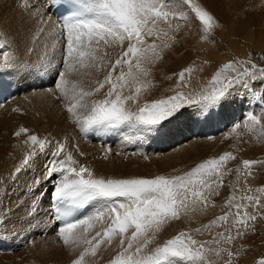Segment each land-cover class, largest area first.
Returning <instances> with one entry per match:
<instances>
[{"label":"snow or ice","instance_id":"obj_1","mask_svg":"<svg viewBox=\"0 0 264 264\" xmlns=\"http://www.w3.org/2000/svg\"><path fill=\"white\" fill-rule=\"evenodd\" d=\"M45 3L47 9L43 12L29 0H21L19 4L42 23H48L42 18L53 9L61 13L56 27L60 29L62 70L44 59L37 72L44 74L49 68L56 69L55 99L62 103L69 120L82 134L103 135L123 128L137 136L159 134L166 122L182 117L189 121L201 117L210 122L230 96L241 89L254 92L257 81L264 87V68L258 69L250 60L235 61L225 63L212 76L208 87L194 95L177 91L175 95L139 104L141 95L154 86L151 80L143 79L149 75L147 65L163 59V51L171 47L169 41L175 40L172 33H178L195 20L207 35L218 26L213 15L198 0H45ZM42 32L44 28L37 27L36 33ZM148 38L154 39L149 43ZM6 46L11 47V42L0 31V49ZM115 48L120 51L113 60L108 49ZM14 67L12 52L4 51L0 71ZM93 70L106 71L103 79L93 81L94 87L86 88L82 80L71 79L72 76L90 77ZM193 71L188 67L176 74L177 85ZM106 87L102 99L94 98ZM125 90L130 94L126 95ZM258 102L261 114L249 112L243 128L264 140V92ZM188 108L193 111L187 112ZM240 128L236 124L233 132ZM27 133L28 129L20 127L14 135L20 137ZM27 142L33 150L24 157L16 173L29 165L37 150L45 154L51 144L34 134L27 136ZM62 154L64 158H60ZM51 157L45 165V178L53 183L51 207L59 222L57 236L64 247L79 249L71 264H96L88 258H95L102 245L110 246L117 238L119 251L109 264H212L209 254L214 252L219 257L222 251H227L226 264H232L231 251L207 246L230 244L235 239L231 232L227 235L221 232L211 241L201 242L190 232L180 231L155 247L150 245L171 221L180 220L197 208L203 211L209 207V197L218 195L223 177L231 171L226 166L236 159L233 153L206 159L181 175L160 174L150 178L98 176L90 167L79 164L71 152L65 153V144L60 142L56 143ZM258 163L264 164V161L243 160L242 166L236 168L237 176H251L253 165ZM36 183L39 184L38 179ZM245 191L252 190L246 186ZM255 191L259 195L229 196L225 206L235 208L236 212H226L203 228L220 227L227 224L229 216H234L232 226L237 228V235H243L239 226L247 228L249 221L257 219L246 209L249 204L257 209L264 196V187ZM237 199L248 203H234ZM98 224L106 226L93 234ZM194 231L200 233L201 228ZM257 264H264V259Z\"/></svg>","mask_w":264,"mask_h":264},{"label":"rangeland","instance_id":"obj_2","mask_svg":"<svg viewBox=\"0 0 264 264\" xmlns=\"http://www.w3.org/2000/svg\"><path fill=\"white\" fill-rule=\"evenodd\" d=\"M0 1H1L0 6L2 7V8L0 7V10H1L0 11V31L1 30L3 32L5 31L4 33L7 36L9 33L10 35L8 36V39H9V37H12V38H10L9 41L10 42L13 41L12 43H14V45H15V47L14 46L13 47L6 46L5 47L6 51L12 52L14 54L13 56H16L17 54L19 56L20 52H18V51H20V50L17 49V46L18 47L22 46L23 49L21 50V54H22V52L24 53L26 51V46L25 45L23 46L21 43L25 44V40H24L23 35H25L26 33L29 32L28 29L31 27L30 23L32 22V18H31L32 13L30 11H26L25 9L21 8L19 6L20 3L19 4L17 3V1H19V0H13V1L12 0H0ZM216 1H218L219 3H216ZM216 1H215V4H214V2L212 3L213 5L216 6V8H215V6L211 5V7H209L206 3L203 4L202 2H200L198 0V2L203 4V6L213 15V17L217 21L218 26L215 27L211 31V33H209L207 35L204 34L201 31L199 23L197 21L193 20L191 25H188V26L181 28V30L178 33H172V35H174L176 41H174V42L169 41V43L171 42L172 48H168L169 54L163 55V59L164 58L168 59V61L166 60L167 63L166 62L161 63L159 61L157 63L147 65V67L150 70L149 75L147 77H144L143 79L151 80L152 84L154 86L150 87L148 89V91L144 92L141 95V97L139 98V104H143L145 102H152L153 100H156V99L166 98L168 96L175 95L177 91H182L186 95H194L195 93L200 92L202 89L207 88L208 82L211 80V78L215 74V72L219 68H221L225 63H228V62L249 61L250 60L251 64L257 65L258 69L264 68V0H255V1L254 0H226V1L225 0H222V1L216 0ZM233 1H235V2H233ZM19 2H21V0ZM29 2H31V1L29 0ZM218 4L221 5V7L225 6L224 8H222L223 10L221 9V7ZM217 6H218V10H217ZM213 8H215V9H213ZM253 11H255V12H253ZM234 13H235V15H234ZM248 15H249V17L247 18ZM250 16L251 17L253 16L254 18L253 17L251 18ZM232 19H234V20H232ZM227 20H230L232 22V24H231V22H229ZM236 21L238 23H236ZM245 21H248V23ZM19 22L21 24H19ZM10 23H13L14 25L10 24ZM229 23L232 25V28L230 29L232 31H229V27H231L229 25ZM245 23H246V25H245ZM235 25L236 26L239 25L240 27L239 26L236 27ZM250 26H251V28H249V30H247V28ZM173 27H175V22L173 24ZM25 28H28V29H25ZM237 28H240V29L237 30ZM13 29L15 30V32H12V31H14ZM21 29H22V31H21ZM23 30H24V32H23ZM233 31H234V33H233ZM245 31H247V32L245 33ZM229 32H230V35H229ZM13 33L15 35H13ZM244 34H246V35H244ZM19 35H20V37H19ZM228 35L230 36V38ZM16 37H18L19 39ZM22 37H23V39H22ZM182 38H184L186 40V44L189 46V52L180 51L182 54L175 55L174 51L180 50L181 47H183V48L187 47V46L185 47V44L183 43L184 40H182ZM20 39H21V41L16 43V41H18ZM153 39L154 38H148V42L151 43L152 42L151 40H153ZM232 40L235 42H233ZM26 42H27L29 47L32 46V44L30 43L29 40H27ZM156 43L160 44L162 46L161 41L157 40ZM16 44H21V45H16ZM11 45H13V44H11ZM34 47H38V48H40V50L46 49V51H48V49L44 45V42L42 44H40V47L36 46V45H34ZM125 47H126V44H125ZM10 48H12V49H10ZM13 48H14V50H13ZM194 48H195V51L193 50ZM7 49H9V50H7ZM238 50L240 52H238ZM4 51H5V49H0V53L1 52L3 53ZM15 51H17L16 55H15ZM108 51L111 54L112 59L114 60L115 59L114 57H116V54L120 50H119V48H115L114 50L108 49ZM110 51H112V52H110ZM2 53L0 54L1 55L0 58L2 57ZM166 53H168V52H166ZM237 53H238V55H237ZM215 57H216V59H215ZM189 58H190V61H189ZM163 59H162V61H163ZM183 64H184V66H183ZM251 64H247L246 66L251 68ZM188 67L193 68L194 71L191 73L190 76L186 75L185 81L182 84L177 85L176 81H177L178 77L176 74H178L180 71H182L183 69L188 68ZM93 73L97 77L96 79H103L104 75H106V71H104L105 74H103V75L101 74V72L96 73L94 70H93ZM55 74H56V69H54L52 72V79L50 81H47V80H49L47 78V80L45 81V79L43 77H41V75L39 73H37V70L36 71L34 70L33 73L26 72L25 78L30 79V82H32L33 80L34 81L36 80V84L33 87H31L30 89L28 88L27 90L23 87V90H21L22 94H20V95H22V102L19 103L18 106H16V104H17L16 100L19 97L18 89L15 92L16 93L15 97L10 102H8V104H10L11 109L12 110L15 109V111L12 112V115L15 117H12L11 115L5 116L4 111H3L4 109L2 111H0V145H4L5 144L4 142H7V141H11V142L14 141L15 144H20L23 149L27 150V149H29L28 147L30 146V144H27L30 142L26 141L27 135L28 134L30 135V133H31V135H33V133H37L36 135L41 136L42 133L38 132V128H39V126L43 125L45 122L43 119H41V121L33 120L32 113H34L37 110L38 105H36L35 103H32V102H29L28 100L30 99V96L35 94V93L43 92V93L48 94V96L50 97V99L53 103V104H51V106L53 107L52 113L54 114L58 110L59 115L62 116L64 118V120L61 121L60 123H58L56 126L50 128L49 129L50 131L48 130V135H46L45 138H44V136L43 137L38 136L40 139L44 138V139L51 141L52 143L46 149L45 154H40L37 150V155L34 157L35 159L33 158V160H32L34 162L41 160V159H44L46 157H49L51 155L52 151L55 150L54 146H56L57 142H61V143L65 144V142L67 140L70 141V139L72 138V134H73L74 130L76 131L77 137L80 139L81 144H83L82 142L93 143L90 145H95V146H98L100 148H102L103 146H107L105 143L100 142V141L97 142V141L86 140V139L82 138V133H80L78 128L69 120L67 113L62 106V103L55 99L54 91L52 93H50L51 92L50 88L52 86H54ZM31 75H32V77H26V76H31ZM80 79L82 80L83 78L80 77ZM24 81H25V79H24ZM42 81L46 84V86H44V87L47 88L48 90H44V87L40 84ZM91 82H92L91 80H87V81L85 80L83 82V84L85 87L88 85H89V87H91L90 86ZM27 83L29 84V82H27ZM185 84L187 85V87L184 86ZM32 85H33V83L31 84V86ZM39 85H41V87H43V89L40 88ZM106 90H107V87L104 90H102V96L104 95ZM24 92H26V94H24ZM262 92H264V87L260 86L259 81H257V86H256L254 92L251 90L248 92H245L243 89H241L239 92L235 93L234 95H232L228 98V101L224 104V106L222 108H220L218 110L217 115L210 122H205L203 120V118H201V117H198V118L196 117V119L193 118L192 121H189L186 117L185 118L182 117V119L180 118L182 121H184V120L186 121V124L188 127L192 126L191 129L193 131V136H192V138L189 139V141L190 140L191 141L197 140V142H202L203 139H204V141H209V140L215 139L214 141H212L214 147H211V146H208L205 144H198L197 145V149L202 154L201 162H203L206 159L217 158L218 156L224 154L225 152L233 153V155L236 157V159L228 162L226 167L228 169H231V171L223 177V186L217 190L218 195L221 194V198L223 197L224 192L228 194V196H225L222 199L219 198V200L221 199L220 200L221 212L218 214L213 213L212 216L207 217V216H200V214L197 211H194L195 213L190 212L188 215H186L187 217H186V219H184L182 221V223L181 222L176 223L178 220L171 221L170 223L173 222L174 224L172 223L171 225H169L166 228V234H167L166 239L172 238L173 236L177 235L180 231H188L193 235V237L195 239L203 242V241H211L213 239V237L217 236L218 233L223 232V233H225V235H227L228 232H231V235L233 237H235V239H233L230 244H226V243L221 242L219 245L213 243V244L207 245V246L212 248V249L221 248V249H227L228 251H231L233 253L232 264H257V262L260 259H264V196L261 197V205L258 206L257 209L254 210L253 207L251 206V204H249L248 208L246 209V211L249 214L256 215L257 219L255 221H249L247 228H244L243 226H239L240 231L243 232V235H237V228L232 226L234 216H229V220H228L227 224L221 225L220 227L213 226L209 229H206L207 232L206 231L202 232L203 226L206 224H209L211 221L210 219H212L213 216H217V215L221 216V215H224L226 212H229V211H231L232 213L236 212L235 208L229 209L228 207L225 206L226 201L228 200L229 196L234 194L237 198H239V197L246 195V194H251L254 196L259 195L258 193H256L255 190L259 187H264V164L258 163L256 165H253L252 170H251L252 171L251 176L241 175L238 177L237 173H236V168L241 167L242 161L245 159L264 161V151H263L264 150V140L258 139L257 136L255 135V133L248 132L247 130H245L243 128L245 118L249 112H252L256 115L261 114V108H260V104H259L258 100H259L260 94ZM125 94L126 95L130 94V92L128 90H125ZM91 99L92 98H89V100H91ZM234 99H236V100H234ZM45 106L46 105H44L43 107H39V110H37L36 113H38ZM56 108H57V110H56ZM189 111L192 112L193 108H190V109L188 108L187 112H189ZM262 122H264V117H262ZM176 123H175V125H177V126H174L173 134L179 133V130H180L179 127L181 125L179 126L178 124H181V123L178 122L177 120H176ZM165 124H168V123L166 122ZM236 124H240L241 128L237 129V131L234 133L233 128L235 127ZM7 125H11V129H10L11 131H9V129L5 130V127ZM19 126L24 127V128L25 127L28 128V133L23 134L20 137H16L14 134H15V132H17L19 130V128H20ZM29 129H31L32 132ZM35 129H37V130L35 131ZM125 130L129 131L127 128ZM33 131H35V132H33ZM61 134H63V135H61ZM205 134H208L209 137L207 138V136ZM65 136H66V138H68V137L69 138L66 139ZM139 139H141V136L135 135L134 140L139 142L140 141ZM120 141H123V140L120 139ZM66 143L67 144H65V153H67V152L72 153V151L69 149V147H70V145L73 146L75 144H72L73 142H71V144H70L68 141ZM8 147H10V146H8ZM30 147H33V146L31 145ZM103 151L106 154H112L107 150H103ZM103 151L100 152L101 155L103 154ZM151 151H153V153L155 154V152H154L155 150H151ZM107 152H109V153H107ZM150 153L152 154V152H150ZM130 154L132 155V157H134V158L136 157L135 159L137 161L141 160L144 162L145 159L147 158V161H145V164L155 165L153 161L158 160L157 158H151L152 155H149V154L144 155V154H140V152H136V153H134V155L132 154V152H130ZM78 156H79L78 159L82 160L85 158L86 155H79L78 154ZM137 156H138V158H137ZM100 159L104 160L105 156L100 157ZM151 159H153V161ZM192 159H194V157L191 155L190 160H192ZM174 173H176L175 170H174ZM0 174H1V172H0ZM0 178H1L0 183H2L3 177L1 175H0ZM52 186H53V183H52ZM246 186L248 188H250L252 191L246 192L245 191ZM6 189H7L6 186H4L2 189V192H4V190L6 192ZM237 189H238V191H237ZM15 191H18V190H15ZM18 192H20V191H18ZM22 193H23V191H22ZM51 193H52V191H51ZM51 193H47V191L42 190V191H40L39 195L41 198H43L44 196H48ZM25 195H26V193H25ZM216 195L213 194V199L216 197ZM0 196H2L1 188H0ZM213 199L211 201H214ZM2 203H4V205ZM234 203H248V202L237 199L236 201H234ZM1 204H2V207L5 206V204H6L4 199H2V197H1ZM213 206L214 205L212 203L206 209L207 211L206 210H203V211L204 212H210V210L213 209L212 208ZM1 209L3 211L5 210V208H1ZM197 209H200V208H197ZM182 217H184V216H182ZM185 220H186V222H185ZM44 221H47V222L42 223V225H48V219H46ZM98 225L93 230V232L102 230V229H100L101 225L99 226V228H98ZM105 225H102L101 228H103V226H105ZM193 227H195V228H193ZM182 228H184V229H182ZM196 228H202L201 232L196 233L194 231ZM39 235H40V238L42 237L40 240H44L46 238L45 233L39 234ZM39 235L36 232L35 238H33V239L34 240L37 239V236L39 238ZM5 236L6 235L3 234V237H5ZM32 243H33V241H29L26 244L24 243L23 245H18L17 246L18 248L16 247L14 250L12 249L10 251V253L14 254V255H19V252L21 254L23 250L27 249L26 247L31 248L34 244V243L33 244ZM117 244H119L118 238L113 242V244L110 245L111 247H113L111 249H109L110 248L109 245H102L100 250L98 251V255L95 258H99L100 256L104 255L107 251L115 250V248H117V250L119 251V247H117L118 246ZM29 248H28V250H29ZM67 249H70V250H67ZM71 250H72L71 248L65 247L66 252L71 251ZM77 250H78V253L76 255L79 254V249H77ZM2 256L12 257V256L3 255V254H2ZM208 258L212 262V264H226V261L229 259L228 255H227V251H222L219 257H217L214 254V252L210 253ZM31 261L32 262H30V263L33 264V260H31ZM5 262H3V264Z\"/></svg>","mask_w":264,"mask_h":264},{"label":"bare ground","instance_id":"obj_3","mask_svg":"<svg viewBox=\"0 0 264 264\" xmlns=\"http://www.w3.org/2000/svg\"><path fill=\"white\" fill-rule=\"evenodd\" d=\"M30 1H31L30 4L38 7L41 12H43L47 9L45 6V0H43V1L42 0H30ZM199 1L202 2L203 4L206 3L209 7H211V5L215 6L212 3L214 2V4H215L216 0H214V1L213 0H199ZM233 2H235V1H233ZM216 3H219V2L216 1ZM219 6L221 7V5H219ZM224 7L225 6H222L221 9ZM215 8H216V6H215ZM215 8H213V9H215ZM217 10H218V6H217ZM253 12H255V11H253ZM234 15H235V13H234ZM248 17H249V15L247 16V18ZM31 18H32V22L30 23L31 27L29 29L25 28V29H28L29 32L26 33L25 35H23L24 40H25V44L21 43L23 46L24 45L26 46V51L24 53L22 52V54H21V50L23 48H22V46H20V47L17 46V49L20 50V51H18V52H20L19 53L20 55L19 56H18V54L16 55L17 51H15V55H16V56H14L15 67L12 69L0 71V77L2 78L4 83L8 86V92L9 93L10 92H16L17 89L19 91V88L21 91V90H23V87L26 90L28 88L30 89L31 87H33L36 84V80L35 81L33 80L32 82H30V79H26L25 78L26 72L33 73L34 70L36 71L38 67H41L42 60H44V59H46L49 64L57 65V67L60 69H62V67H63L62 60H60V47H59L60 29L56 27V23H55L54 19L52 18V16H50L49 13H48V15L43 16V18H42L43 21H48V23H42L41 19H39V18L34 19L33 15ZM232 20H234V19H232ZM227 21L231 22L230 20H227ZM245 22L248 23V21H245ZM236 23H238V22L236 21ZM10 24H13V23H10ZM19 24H21V23L19 22ZM231 24H232V22H231ZM231 24L229 23V25L231 26V27H229V31H232V30H230L232 28ZM245 25H246V23H245ZM238 26L239 25H237L236 27H238ZM37 27H43L44 32L37 34L36 33ZM249 28H251V26L248 27L247 30H249ZM238 29H240V28H237V30ZM21 31H22V29H21ZM12 32H15V30ZM23 32H24V30H23ZM246 32L247 31H245V33ZM233 33H234V31H233ZM9 35L10 34L8 33V36ZM13 35H15V34L13 33ZM229 35H230V32H229ZM244 35H246V34H244ZM19 37H20V35H19ZM23 37H22V39H23ZM10 38H12V37H9V40H10ZM16 38H18V37H16ZM229 38H230V36H229ZM27 40H29L30 43L32 44L31 47L28 46V44L26 42ZM182 40H184L183 43L185 44V47L186 46L187 47L186 48L181 47L180 50H176V51L173 50L175 55L182 54L180 51L189 52V46L186 44V40L184 38H182ZM20 41H21V39L16 41V43H18ZM174 41H176V40H174ZM12 42L13 41H11V44H13V45H11V47H13V46L15 47L14 43H12ZM43 42H44L45 47L48 49V51H46V49L40 50V48L34 47V45L40 47V44H42ZM233 42H235V41H233ZM21 44H16V45H21ZM54 45H56V47H54ZM170 48H172V47H170ZM10 49H12V48H10ZM7 50H9V49H7ZM13 50H14V48H13ZM29 50H31V51H29ZM193 50L195 51V48ZM5 51H6V48H5ZM110 52H112V51H110ZM166 52H168V53H166ZM238 52H240V51L238 50ZM164 54H166V55L169 54V50L165 49L163 51V55ZM237 55H238V53H237ZM215 59H216V57H215ZM166 60L168 61L167 58H164L163 61L162 60H159V61L161 63H163V62L167 63ZM159 61H157V62H159ZM189 61H190V58H189ZM183 66H184V64H183ZM53 70H54V68H49V70L46 73L40 74V75H41V77H43L45 79V81L47 80V78L49 79L47 81H50L52 79ZM100 72L102 75L105 74L104 70H102ZM26 77H32V75L26 76ZM81 78L84 79V80L82 79L83 82L85 80L86 81L91 80L92 82L90 83L91 84L90 86L91 87L95 86L93 81L96 80L97 77L94 75V73L90 77L85 76V77H81ZM24 79H25V81H24ZM71 79L81 80L80 77H78V76H72ZM146 80H148V79H146ZM27 82H29V84ZM32 83H33V85L31 86ZM86 87H89V85ZM50 89H51L50 93H52L54 91V86H52ZM26 92H24V94H26ZM18 95H19V97L16 100V102H17L16 106H18V104L22 102V95H20V94H18ZM103 97H104V95L102 96V91H101V93L96 94V96L94 98L102 99ZM234 100H236V99H234ZM28 101L38 105L37 110H39V107H43L44 105H46L38 113H36L37 110L34 113H32L33 120L41 121V119H43L45 121L44 124L39 126V128H38V132H41L42 133L41 136L42 137L44 136V138H45V136L48 135V130L50 128L56 126L61 121H63L64 118L59 115L57 108H56L57 111L54 114L52 113L53 107L51 106V104H53V103H52L50 97L48 96V94H46V93H43V92L35 93V94L30 96V99ZM2 110L4 111L5 116L11 115L12 117H15L12 115V112L14 110L11 109L10 104H8V102L5 103L4 105L0 106V111H2ZM189 112H191V111H189ZM181 119L177 120L178 122L181 123V124H178L179 126L181 125L180 127L178 126L180 128L179 133L173 134L174 126H177V125H175L176 120H174L175 122L172 121L171 123H169V126L162 129V131L159 134H157L155 132H153L154 135L152 133L143 134L141 136V139H139L140 140L139 142L134 140V137L136 135L135 132H129V131L125 130L116 140L100 141V142H103L107 145V146H103V147L101 146L102 148L95 146V145H90L93 143L82 142L83 144H81L80 139L77 137V133L74 130V132L72 134V138L70 139V141L69 140H67V141L70 144H71V142H73L72 144H75V145H73V146L70 145V147L69 146L68 147L72 151L73 157L75 158V160L78 161L79 164L90 167L91 169H93L95 174L98 176H101V175L106 176V177L143 176V177H149L150 178V177H154L155 175H160V174L181 175L186 171H190L191 168L195 167L198 163H201L202 154L197 149V145L198 144H205V145L214 147L212 141L215 140L214 139V140L204 141V139H203L202 142H197V140L196 141L192 140L193 142L191 140L189 141V139L192 138V136H193V131L191 129L192 126L188 127L186 124V121L185 120L182 121ZM7 129H9V131H11L10 130L11 125H7L5 127V130H7ZM26 129H28V128H26ZM29 130L31 131V129H29ZM36 130L37 129H35V131ZM35 131H33V132H35ZM33 134L36 135L37 133H33ZM21 135H23V134H21ZM30 135H31V133H30ZM61 135H63V134H61ZM205 135L207 136V138L209 137L208 134H205ZM37 136H39V135H37ZM41 136H39V137H41ZM65 138H66V136H65ZM68 138H66V139H68ZM120 139H122L123 141H120ZM7 142H4L6 145L5 144L0 145V172H1L0 175L3 177V182H4V183L3 182L0 183V188H1V193H2V196H0V264H3V262H5V261L6 262L4 264H31L30 263V262H32L31 260H33V264H71V261L74 258H76V256H77L76 254L78 253V250H76V251L71 250V251H67V252L65 251V247L63 246L62 242L59 241V238L57 236L56 228L53 227L51 224V212L49 210V206H50L49 198L51 197V194H49L48 196H44L43 198H41L39 195L40 191H42V190L47 191V193H51V191L53 189V186L51 183L52 181L47 180L45 178V165L51 160V158H52L51 155L50 156L48 155L49 157H46V158L41 159V160L37 159L38 161H35V162L31 160L29 165L24 166L23 168H21V171L19 173H16V168L21 166L24 157L26 155H28V153L30 151L33 150V147H30L31 144L26 142L27 144H30V146L28 147L29 149L25 150L21 147L20 144H15L14 141L13 142L7 141ZM66 142H65V144H67ZM8 146H10V147H8ZM134 146L137 148H135ZM54 147H56V146H54ZM161 149H163V150H161ZM103 150H107L110 153H112L113 155L107 154V158H105L104 160H101L100 157L105 156V154H106ZM151 150H155L154 151L155 154ZM101 151H103V154L104 153L105 154L101 155L100 154ZM109 152H107V153H109ZM130 152H132L133 155L136 152H140V154H144V155L149 154V155H152L151 158H157L158 160L153 161V159H151L155 165L145 164V161H147V158L145 159L144 162L141 160L137 161L135 159L136 157L135 158L132 157ZM150 152H152V154ZM78 154L79 155H86V156L84 159L79 160ZM191 155L194 157V159H192V160H190ZM60 158H64V154H62V156ZM137 158H138V156H137ZM174 170L176 171V173H174ZM37 179L39 180V184L36 183ZM0 180H1V178H0ZM4 186H6V188H7L6 192H5V190H4V192H2V189ZM15 190H18L20 192L15 191ZM22 191H23V193H22ZM25 193H26V195H25ZM225 196H228V194L224 192L222 198H224ZM1 197H2V199H4V201L6 203L5 206H3V207H2V204L4 205V203L1 204ZM219 198H221V194L216 195V197L214 199H213V194L209 197L210 201L212 199L214 200V201H211V204L213 203L214 206L212 207L213 209L210 210V212H204L200 209H196L195 211H197L200 214V216H207V217L212 216L213 213H216V214L220 213L221 212L220 200L222 198L220 200H219ZM1 208H5V210L3 211ZM192 212H194V211H192ZM218 216L219 215L213 216L212 219H210V220L211 221L215 220ZM186 217L187 216L181 217V219L178 220L176 223H178V222L182 223V221L184 219H186ZM46 219H48V225H42V223L47 222V221H44ZM185 222H186V220H185ZM172 223L165 225L164 230L157 235L156 240L153 242L152 245H150V248L155 247L156 244L163 243V241L166 240V237H167L166 228L169 225H171ZM99 226L100 225H98V228H99ZM101 227H102V225L100 226V229H102ZM193 228H195V227H193ZM182 229H184V228H182ZM205 231H206V229L203 228L202 232H205ZM36 232L38 235L45 233L46 236L45 235L44 236L46 238L44 240H40L42 237L40 238V235H39V238L37 236L38 240L37 239L34 240L33 238H35ZM3 234H5L6 236L3 237ZM29 241H33V243H34V244L32 243L33 244L32 247L30 246L31 248L26 247L27 249L23 250L21 254L19 252V255H14V254L10 253V251L12 249L14 250L18 245H23L24 243L26 244ZM109 247H110L109 249L113 248L111 246H109ZM28 248H29V250H28ZM67 250H70V249H67ZM117 252H118V250H117V248H115V250H109L104 255H102L100 257L98 256L99 258L94 259L92 257H89L88 259L90 261L95 260L96 264H109V261L112 258H114V256L117 254ZM2 254L7 255V256H12V257L2 256Z\"/></svg>","mask_w":264,"mask_h":264}]
</instances>
